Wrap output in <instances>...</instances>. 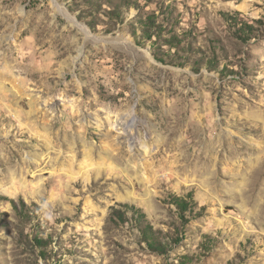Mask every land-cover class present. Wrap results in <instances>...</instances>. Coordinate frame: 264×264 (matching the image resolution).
Masks as SVG:
<instances>
[{
  "label": "rangeland",
  "instance_id": "1",
  "mask_svg": "<svg viewBox=\"0 0 264 264\" xmlns=\"http://www.w3.org/2000/svg\"><path fill=\"white\" fill-rule=\"evenodd\" d=\"M0 264H264V0H0Z\"/></svg>",
  "mask_w": 264,
  "mask_h": 264
},
{
  "label": "bare ground",
  "instance_id": "2",
  "mask_svg": "<svg viewBox=\"0 0 264 264\" xmlns=\"http://www.w3.org/2000/svg\"><path fill=\"white\" fill-rule=\"evenodd\" d=\"M42 119V118H41ZM65 133V132H64ZM67 135V134H66ZM129 136V135H128ZM45 163V162H44ZM42 164V163H41ZM129 168V167H128Z\"/></svg>",
  "mask_w": 264,
  "mask_h": 264
}]
</instances>
